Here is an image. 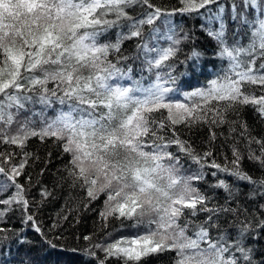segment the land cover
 Listing matches in <instances>:
<instances>
[{
	"label": "snow or ice",
	"instance_id": "obj_1",
	"mask_svg": "<svg viewBox=\"0 0 264 264\" xmlns=\"http://www.w3.org/2000/svg\"><path fill=\"white\" fill-rule=\"evenodd\" d=\"M184 18L214 42L211 61L178 58L195 39ZM33 139L59 150L56 187L83 192L85 209L104 197L102 229H134L84 235L80 264H264V0H0V264L26 229L58 249L39 219L52 153L33 176ZM71 212L50 219L56 240ZM30 253L18 264H37Z\"/></svg>",
	"mask_w": 264,
	"mask_h": 264
},
{
	"label": "trees",
	"instance_id": "obj_2",
	"mask_svg": "<svg viewBox=\"0 0 264 264\" xmlns=\"http://www.w3.org/2000/svg\"><path fill=\"white\" fill-rule=\"evenodd\" d=\"M156 3L160 4L163 7H171L175 5L176 0H156ZM177 22H180V18L177 17ZM199 21L195 18H184L183 22L180 24V27L185 31L192 30L195 39L188 41L187 47H184L182 52L179 55V59L183 60L187 56L191 49L195 48L202 53V59L211 61L213 57L214 42L209 40L199 29ZM179 30V29H178ZM135 42H126L124 45V50L126 54H131L134 51ZM182 70V69H181ZM211 64H209L208 71H211ZM204 82V78L200 77L197 79H192L189 81V84L192 88L199 87ZM51 111L49 115H51ZM246 119L249 120L254 126L259 125V122L251 115V113H246ZM205 132L198 130H193L191 134L186 131L183 132L185 139L190 138L197 150H200L202 147L201 141L205 135ZM29 151L37 152L41 159V162L37 163L34 168L28 169L29 172L35 176L39 172L40 168L44 167L43 159L47 157V153L51 152V163L48 165L44 176L41 178L43 184H45L50 190L53 191V197L50 198L44 205L43 209L39 214V219L43 222L45 232L47 233V238L52 239L57 245L58 249L56 251L51 250L45 238L41 237L39 234L30 231H26V237L29 241V244L21 249L14 258H9L12 260V264H18L20 259H27L25 255L26 252L31 250V257L37 260V264H52L53 261H56L57 254L61 259L57 264H80V260H89L91 259L87 255H84L82 251L73 253L72 249L76 248L77 250H82L87 246V242L82 239L84 235H92L94 239H103L106 231L113 233V239L119 238L120 236H129L133 234L134 229L130 227H125L121 229L120 222L116 220H110L107 229H102V222L99 217V212L103 208L104 197L101 196L99 200L92 202L87 209L83 207L84 202V193L79 190H71L67 187L61 188L56 187V170L63 163L60 158L59 150L49 141L46 144H42L39 140L33 139L29 145ZM245 169H253V166L250 162H245ZM257 176L264 175V172H256ZM208 180L211 181L212 177H208ZM206 185H201V188H205ZM247 191V189H245ZM32 195L37 199L38 193L34 188ZM64 209H72L69 220L65 224V228L61 231L63 232V237L59 240H56L55 232H48V225L50 219L54 218L58 212H61ZM18 216L8 221L10 227H15L18 225ZM78 220V222H77ZM79 238V239H78ZM60 248H65V252H59ZM53 251L52 256H48V253ZM102 255V254H101ZM149 264H170V258L167 254H162L159 256H154L149 258Z\"/></svg>",
	"mask_w": 264,
	"mask_h": 264
}]
</instances>
